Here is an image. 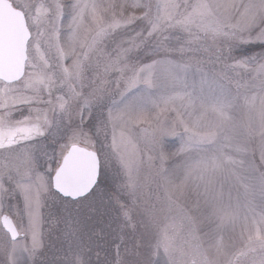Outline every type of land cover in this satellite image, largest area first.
<instances>
[{
	"label": "snow or ice",
	"instance_id": "6c2138e0",
	"mask_svg": "<svg viewBox=\"0 0 264 264\" xmlns=\"http://www.w3.org/2000/svg\"><path fill=\"white\" fill-rule=\"evenodd\" d=\"M0 264H264V0H0Z\"/></svg>",
	"mask_w": 264,
	"mask_h": 264
},
{
	"label": "rangeland",
	"instance_id": "374dc122",
	"mask_svg": "<svg viewBox=\"0 0 264 264\" xmlns=\"http://www.w3.org/2000/svg\"><path fill=\"white\" fill-rule=\"evenodd\" d=\"M174 151V149H172Z\"/></svg>",
	"mask_w": 264,
	"mask_h": 264
}]
</instances>
